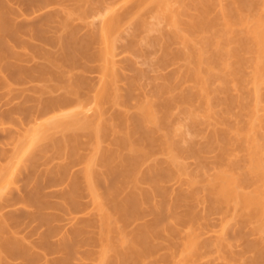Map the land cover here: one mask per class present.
Instances as JSON below:
<instances>
[{"label": "bare ground", "instance_id": "bare-ground-1", "mask_svg": "<svg viewBox=\"0 0 264 264\" xmlns=\"http://www.w3.org/2000/svg\"><path fill=\"white\" fill-rule=\"evenodd\" d=\"M5 1L0 0V69L9 71L11 66L5 60L6 55L11 54L9 41L16 43L19 40L18 29L6 20ZM72 1L78 5L79 15L76 14L84 19L88 10H81L79 5L90 0ZM125 4H134L136 8L131 10L127 7L126 13L121 15L111 10L99 29L96 28L98 31L90 32L86 39L80 41L76 39L75 29L71 28L72 13L66 15L59 28L64 32L68 30V33L61 35L58 32L57 42L53 41L59 44V56L55 58L59 50L53 54L54 57L36 50L48 62L36 69L40 76L34 72L37 75L34 79L48 77L50 80L49 75L52 77L51 73L57 72V81L64 83L58 87L63 90V95L47 98L38 104L35 110L38 113L54 110V114L40 122L31 121L34 125L28 124L26 135L14 144L13 156H7L8 163L0 165V202L19 200L25 209L28 208V217L46 226L48 232L38 242L37 248L44 251L39 253L23 238L16 236L21 225L20 217L16 213L0 214V264H38L40 258L45 260L49 237L58 232L52 226L54 218L46 213L47 209L69 215L82 212L81 198L84 194L88 197L92 216L77 221L69 232L61 234L55 246L60 258L51 262L46 259L45 264H74V260L82 264L86 259L90 264H200L203 251L209 253L207 249L211 248L217 264H264V0H125ZM215 5L218 6L217 12L213 10ZM151 7L156 13H153L156 19L152 18L155 25L150 23L154 27L147 24L146 18L139 13ZM127 15L129 19H138L137 30L151 32L155 28L161 34L157 41V38L147 40L141 37L145 45L160 44L165 60L180 59L184 66L177 75L156 86L150 100L142 99L131 107L134 113L130 114L128 106H124L125 109L107 118L105 105L115 107L124 104L137 87L136 81L130 80L128 94L122 96L119 93L116 85L119 74L112 61L114 45L123 26L121 22L127 19L124 18ZM186 15L188 18L184 20ZM159 23L164 27L166 24L169 31L164 33ZM131 37L129 48L134 49L140 41L134 40L135 35ZM97 43L100 44L97 52H87L90 45ZM172 45H180L181 49L174 52ZM82 57L100 63L99 86L89 102L91 104L92 100L94 105V113L90 117L84 116L86 112L82 107L86 102H82V89L86 82L81 77L71 82L74 77L67 75L70 80L66 78L69 81L65 83L64 78L67 68L72 74L71 68L78 60H84ZM23 74L27 78L33 76L28 70ZM13 76V79L19 77ZM50 81L53 85L56 80ZM58 82L54 84L58 85ZM181 83L188 84L189 88L181 89ZM46 86L38 88L41 89L40 98L50 90H58L55 85L54 90L51 85ZM48 87L50 90L46 89ZM70 97L81 100L77 99L81 106L77 108L79 111L65 113L61 108L69 105ZM177 108L182 109L190 128L210 127L206 135L207 149H214L216 153L211 175L188 174L182 166L184 153L197 156L195 153L198 151L194 152L193 141L187 140L184 148L174 140L180 129L177 126L173 128L170 121ZM25 113L27 116L29 111ZM154 152L165 155L167 168L153 161ZM52 156L64 159V163L51 169L48 165L55 158ZM40 158H44L42 161L46 168L42 174H36L33 169L36 170ZM150 160L154 163L143 170V164ZM78 164L82 169L78 173L71 172V167L73 169ZM16 170L18 175L22 172L26 177L19 199L12 197V193L4 197L5 189L14 185ZM32 175L37 176L33 178ZM174 177L187 180H183L186 188H180L176 191L178 193L170 196L162 188V183ZM64 182L58 196L60 202L50 203L44 189ZM145 183L148 189L142 188ZM156 195L162 200L155 201ZM198 200L203 206L207 204V213L225 210L226 215V211L231 212L229 217H224L213 243L204 241L201 244L196 232L198 227L192 228L198 219L203 220L193 208L194 201L197 203ZM180 207L184 208L182 213L177 212ZM145 212L154 220L128 230L129 224ZM235 218L241 226L251 224L250 228L258 234V240L251 242L243 232H235L236 237L243 240L245 251L251 254L248 261L232 253V243H228L223 235L226 226ZM187 223L191 226L177 242L182 231L180 226ZM163 245L168 246V253L157 255L158 248ZM85 247L91 248L82 258H76L79 249Z\"/></svg>", "mask_w": 264, "mask_h": 264}, {"label": "rangeland", "instance_id": "rangeland-1", "mask_svg": "<svg viewBox=\"0 0 264 264\" xmlns=\"http://www.w3.org/2000/svg\"><path fill=\"white\" fill-rule=\"evenodd\" d=\"M97 1L98 0H90V1H88V3H84V4L81 3V5H79L81 10L83 8L85 10H88V14L84 17V19H80V17L78 16L79 15L77 13V8H78L77 6L78 5L75 4L72 0L71 1L70 0H6L5 1L4 6H5V11H6V16H7L6 20L9 23V25L18 29L19 34L17 33V35H18L17 39L19 40L18 41L19 43L17 41H16V43L13 42L12 40L9 41L10 42L9 45L11 44L10 46L12 47L11 54H9L10 53L9 52L8 53L9 55L8 56L6 55L7 59H5V60H6V62L9 61L8 63L11 66V68H10L11 70L8 71V70H5L3 68H2L3 70L0 69V165H3L4 163L6 164V161L8 163V161H9L8 157L10 158L13 156L12 154L14 153L13 152L14 144L17 142V140L19 138L21 139L22 136L26 135L25 132L28 131V129H29L28 124L31 125L33 120L35 121L33 123H36L37 121L40 122V121L52 116L51 114H54V113H52V111L55 112L54 110H49V112L47 111L46 114L45 113H38L37 111H35L36 107L39 106L38 104H40L42 100L45 101L47 98L49 99V98H53L56 96L59 97V96L63 95V90L62 91L59 90L58 87L60 86V84L63 85L64 83H62V82L60 83V80H59V82L57 81L58 80L57 75H56L57 72L53 71L55 73L52 72L53 73V74L51 73L52 77L49 75V79L52 81L56 80L55 82H56V84L58 82V85L54 84L55 82H53V85L50 84L52 82L47 79L48 77H46V79H42V80H39L40 78H38L37 79L38 81L35 80L37 78L36 77L37 75H38V77L40 76L38 74V70H36V69L45 66L46 62H48V61H46V58L44 57V55L42 54L43 57L41 58L40 57V56H42L41 53L37 52L36 50L45 51L48 54H52L53 57H54L53 54L59 50L58 54L57 53L55 54V58L58 57L60 54V49L58 48L59 46L57 47L58 43H56L57 41L55 40L57 38H55V37H58L57 35H60V34H58V32L62 33L61 35H64V34L66 35L68 33L67 32L68 30L66 32H64L62 29L59 28V26L61 25L62 19L66 15H70L72 13L71 14L72 17L70 16V18L73 20V21L71 20L72 21L71 26H73V27H71V28L75 29V32H76L75 36H77L76 39L80 41L81 39H83V40H84V38L86 39L88 37L87 35H90V32L92 33L93 31L94 32L98 31V29L100 27L99 25H101L102 21L106 17L105 15H107L111 10H114V12L116 14L118 13L121 15L125 12V10H128L127 7L131 8V10H132V8L133 9L136 8L134 4H133V6H131V4L130 5H127V4L124 5L125 0H99V1H101L100 3H98ZM189 1H196V0H189ZM129 3H131V2H129ZM213 7H215L216 9H213V8L212 9L215 10V12H217L218 6L216 7V5H215ZM152 8L153 7L149 8L148 10H147V8L144 9V10H147L146 13L144 10L139 12L140 16L143 15V18L144 19L146 18V22H148L147 24H149V25H150V23L151 24L153 23L155 25V23H154L155 20H153V19H156V18H154L155 17V15H153L154 8H153V10H152ZM131 10L129 12H131ZM143 11H144L145 15L142 13ZM66 12H67V14H66ZM129 12H127V13H129ZM133 12L135 13L134 10L132 11V13ZM215 12H212V13L215 14ZM154 14H156V13H154ZM189 14H191V12ZM130 15H131V13H130ZM125 17L127 19L123 20ZM124 18L122 19L123 22H121V24L123 25V26L121 25L122 30L120 31L119 38L115 42L114 51H113L114 56L112 57L114 68L116 69V72H118V74H119V76H118L119 78H118L116 85H117V88L119 90V93L122 96L123 95L126 96L128 94L127 93L128 92L127 91L128 90L127 84L129 83L130 80H135L137 83V87H135L132 90L131 97L128 98L127 101L124 102V104H121V105H118L115 107L110 106V104L105 105L104 110L107 112V115H106L107 118L110 115L112 116L113 114H115L118 110H123V109H125V107L127 108V106H128V109H130V114L134 113V109H131V107H133L135 104H137L138 101H141L142 99L143 100H150V98L152 97V95L154 93L156 86L162 84L166 78L169 79L170 77L172 78L175 75H177V73L184 66V62L180 59L174 60V59L168 58L169 59L168 61L165 60L164 56H163L162 47L160 46V44L159 45L155 44L153 46H149L148 44L145 45L146 43L144 42L143 39L148 38L147 40H150V39L155 40L157 38L156 39V41H157L161 38V37H159V36H161V34H159L155 28L153 30H151V32H150V30L141 32L140 30L136 29L137 28L136 22H138L137 21L138 19H136V17L129 19V15H127V16H124ZM187 18H188V15H186L183 19L186 20ZM59 23H60V25H59ZM163 23H159L160 24V25H158V26H160L159 28L164 29V30H162V31H164V33L168 32L169 31L168 26L166 27V24H165V27H166L165 28ZM150 26H152V25H150ZM152 27H154V26H152ZM96 28H98V29H96ZM37 35H39V36H37ZM131 35L136 36V38L134 39L136 42L140 41V43L137 44V46L134 49L129 48V45H130L129 42L132 40ZM141 37H143V39ZM52 38H54V40ZM140 39L143 41V44H142ZM53 41H56V42H53ZM54 45H56V46H54ZM95 45H98V46H95ZM89 47H88L89 48L88 51H87V49H86V51L91 53V54L92 53L94 54L95 52H97V49L98 50L100 49V44H98V43L92 44ZM148 47H150V48H148ZM180 49H181L180 45H172L171 46V50L174 52L178 51ZM82 59H84V60H81V59L78 60V63L75 65V67L71 68L73 71L72 74L75 73V75L71 76L72 74H70L71 72L69 71L70 68H67V73L70 72L69 73L70 75L66 73V75L64 74L65 75L64 78H65V83L69 77H71V78L74 77L73 80L72 79L70 80V78H69V80L71 82L74 81V79L77 80V78H80V77H81V79L84 80V82H86V85L84 87L87 89H85L84 87L82 89V91H83L82 102L84 100L86 102H84L85 105H82V107L84 106L83 110H85V112H86V114L85 115L83 114V115L90 117V115L94 113V111H93L94 105L92 103V100H91V104L89 102H90V99L92 98V95L94 94L95 90L99 86V82H100L99 79L101 77L100 68H99L100 63L98 61H92V60L87 61L88 59L83 58V57H82ZM93 62H95V63H93ZM65 68H64V70H65ZM33 69L36 71H34ZM26 70H28L30 72L32 71L34 77L32 76V77L27 78L26 75L23 74ZM21 71H22V73H21ZM34 72L37 75H34ZM13 74L14 75L16 74V76L19 75V77H17V79H13L12 78V77H14ZM67 75L69 77H66ZM21 76H23V78ZM53 76H55V77H53ZM69 80H67V81H69ZM3 81H5L6 83ZM46 81H49V82H46ZM42 82H43V84L45 83V85H43ZM47 84H49V85H47ZM46 85L47 86L51 85V87H53V90H54V85H55V86H57L58 90H56V92L55 91L51 92V90H50L51 87L50 88L48 87L46 89L50 90L49 94L51 96H52V94H54V95L52 97H50V95L47 94L46 95L47 97H46L44 94V96L42 98H40L39 96H41V93L39 91L41 89L39 90L38 88H42ZM88 88H89V90H88ZM180 88L181 89H188L189 85L186 83H181ZM39 93H40V95H39ZM39 98L41 99L40 102L38 100ZM70 99H72V100L71 101L69 100L70 101L69 105L67 104V106L65 108L63 106L61 108V111L65 112V113H67V112L70 113L73 110L79 111V110H77V108L79 107V105H80L79 101H81V100H79L78 98H75V97L74 98L70 97ZM36 100H38V101H36ZM75 106H76V109H75ZM78 109H80V107ZM94 109H95V107H94ZM24 110L29 111V114H27V116L25 115L26 113ZM39 114H40V116H43L42 117L43 119L40 116H38ZM170 123H171V126H173V128L175 127V129H176V126H177V129H180L179 130L180 135L177 134V130H176L175 135L176 134L177 135L174 137L175 142L177 144L182 145L185 148L186 145L188 144L187 140L193 141V142H191V144L192 143H194V144H192L191 146L194 145V147H195L194 152H195V150L198 151V153H195L197 156L192 155V154H188V153H187L188 155H186V153H184V156H182L183 159H182V157L180 158V159H182L181 160L182 166H185L184 168L186 169V172L188 174L189 173L190 174H193V173L197 174L198 173V175H201V176L203 174L211 175L214 172V167H215V162H216L215 161L216 160L215 159L216 153L213 151L214 149L213 150L207 149V147L209 146V143H208V145L206 144V142H207L206 135H208L210 127L209 126L207 127L206 125H201L200 128L199 127L196 129L190 128L188 125V120L186 119L185 114L183 113L181 108H177L174 110V114H173V117L171 118ZM32 125H34V124H32ZM181 136L184 140L181 138ZM183 141L185 142L184 145H183ZM104 144H106V143H104ZM192 151H193V149H192ZM83 152L86 153L87 150H83ZM153 155H154L153 156L154 162H158L163 168H167L165 155L158 153V152H154ZM52 157H55V156H52ZM42 159H44V158H42ZM42 159L39 161V163L37 162L38 166L36 167V170L33 169V171H37V173L34 172L36 174H38V173L42 174L44 172L43 168H46V167H44L46 164L44 165L45 162H44V160L42 161ZM63 160L64 159L57 158V156H56L54 159L52 158V160H50V162H49L50 166L48 165V167H50L51 169L52 168L56 169L55 165L57 167L58 164L64 163ZM151 160L147 161V163L143 164V167H142L143 170H146L149 166H151V164L154 163V162L152 163ZM181 161H180V163H181ZM22 163H20V164H22ZM10 164H11V161H10ZM81 169H82V165H79V166L76 165L73 167V169L71 167L70 171L73 173H78V171H80ZM16 171H17V173L15 174L14 185L11 184V186H9V188L7 187L8 189L7 188L5 189L8 192L7 191L4 192V197H7L8 195H10V193H12L11 194L12 197L19 199V196L22 192V188L24 185V178H26V177H25V174H23L22 172H19L20 175H18V170H16ZM34 176L32 175L33 178H34ZM175 178L176 177H174L172 179L171 178L166 179L162 183V188H164V190H166L169 193V195L171 194L170 196H173L172 193L173 194L178 193L176 191H179L180 188H181V190H185V189H183V187H184L183 183H184V181H187V180L183 179L184 180L183 181L181 179L182 177H180V180L175 179ZM63 184L65 185V182L60 184V185L58 184V185H54L51 187H46L44 189V194H46L48 196V200L50 201V203L58 204L60 202V198L58 196H59V193H61L60 191L64 188ZM145 184L142 185L143 186L142 188L148 189L147 188L148 184L147 183H145ZM185 186H186V182H185ZM184 188H186V187H184ZM199 189L200 188L198 187V190ZM3 191H4V189H3ZM200 195H201V193L199 194V196ZM159 197H160L159 195L158 196L156 195V197L154 198L155 201L156 200L161 201L162 197L161 198H159ZM168 200H170V198ZM153 202H154V200H153ZM0 203H1L0 207L3 206V208H0L1 209L0 214H2V215L7 214L8 215L11 213H16L20 217L21 225L17 230L16 236L19 238H23L30 246L34 247L37 252L41 253L42 249H40V248L38 249L37 246H38V242L40 241V238L45 233L48 232L47 227L44 225H41L37 220L29 218L28 214H27L28 208L25 209L23 203H20L19 200L18 201H11L10 203L5 202V204H4V202L2 203V201H1ZM81 203L83 205V211L82 212L80 211V212L72 214V215L62 213V212H59V211H57L55 209H51V208L47 209L46 213L48 215H51L54 218V220L52 218V220H53L52 226H55L56 230L58 231V232L52 234L48 240V249H46V251H45V254L47 253L45 260L47 259L48 262H51L53 260L55 261L56 259L60 258L59 252H57V251L55 252V246L57 245V243L61 237V234H66L67 232H69L70 229L72 228V226H74V223H77V221H82V220L88 219L89 217L92 216V214H91L92 211L90 210L91 208H90V204L88 203L87 195H85V194L83 195V197L81 198ZM194 203L193 202L191 203V205L194 204L193 208L195 210L194 209L193 210L196 212L198 211L197 213L199 214V217H201L203 220L198 219L196 221L197 223L193 224L196 226H193L192 228L198 227L197 229H199V230H196V232L198 231L197 234H198L199 242L201 244L204 241L205 242L209 241L210 243H213L214 239H216V236L219 235L220 227H221V225L225 219L224 217H226V216L229 217L230 216L229 214H231V212L228 213L226 211V215L224 213L225 210L213 212L214 214L212 212L207 213V212H209V211H206L207 210L206 209L207 204H206V206H205V204L203 206V203L201 201L199 202V200L197 201V203L194 201ZM22 205H23V208L21 207ZM183 211H184L183 207H180L177 210L178 213H182ZM229 211H231V210H229ZM219 212H220V214H219ZM202 215L204 216V218L202 217ZM235 219H232L229 222V224L226 226V232L223 235H224L225 240L228 243H230V244L232 243L231 244L232 245V253H234L236 257H239V258L241 257L243 260L248 261L251 258V254L249 252L245 251V246H244L243 240H240L239 238H237L235 232L236 231L243 232L245 234L246 239L248 241H251V242H256L258 240V236H257L258 234H256L255 231H253V228L252 229L250 228V227H252L251 224H249L247 226H243V225L241 226L238 223V220L237 219L235 220ZM152 220H154L153 216L151 214H149L148 212H145L142 215V217L138 218L136 221L129 224L128 230L135 228L136 226H138L140 224H149V223H151ZM239 225H240V227H239ZM190 226L191 225H188V223L186 225L183 224L180 226V231L181 230L182 231H181V234L178 235V237H177V242H179L183 238L184 233H185L184 231L187 228H189ZM240 228H241V230H240ZM53 245H54V247H53ZM90 248L88 249L87 247H85V248L79 249V251H78L79 253H77L78 257H76V258H82V255L86 251H89ZM167 248H168V246H166V245L160 246L158 248L157 255H163V254L168 253ZM203 250H206V249H203ZM207 250H209V253L210 252L211 253L209 254L206 251H203L201 258L199 259V263L200 264H217V261L214 258L215 253H212V252H214L213 249L211 248V249H207ZM175 252H176V250H175ZM206 253L208 255H206ZM203 256H205V257H203ZM42 258H40V260H38V264H45L46 263L44 258L43 259ZM73 263L79 264L81 262L74 260ZM90 263L91 262L88 259L82 260V264H90Z\"/></svg>", "mask_w": 264, "mask_h": 264}]
</instances>
